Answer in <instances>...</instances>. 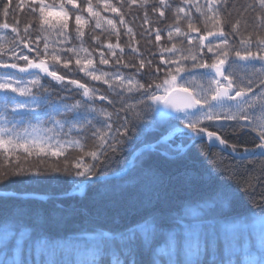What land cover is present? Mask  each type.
<instances>
[{
    "label": "snow or ice",
    "instance_id": "1",
    "mask_svg": "<svg viewBox=\"0 0 264 264\" xmlns=\"http://www.w3.org/2000/svg\"><path fill=\"white\" fill-rule=\"evenodd\" d=\"M135 5L143 8L145 14L143 24L149 25V28L145 30L146 34L151 32V22L148 19L149 8L152 14L158 15L163 20L167 18L166 11L173 7L167 3V0H153L151 3L149 0H126L125 3L115 5L108 0H97L96 4H93L92 0H81L80 3H77V0H60L59 6L49 5L46 0H16L15 3L12 0H0V15L5 20L10 13L15 16L13 9L20 13L28 12L34 20L33 24H26L22 31L19 23L11 26L7 22L0 24V28L10 29L14 34L9 47H0V70H4L3 79H0V98L3 99V107L11 121H25L29 117L43 120L46 115L43 109L49 107L53 108L59 117V119H52L49 116L54 127H58L63 132L65 124L68 125L65 135H71L75 129L87 140V134L91 133L96 150L83 151L78 160L70 165L65 164L63 169L57 166L48 170L82 177L83 182L104 183V194L111 204L123 203L127 215L138 216L135 222L126 225L123 232L119 234L130 242L136 240L137 234L143 235L147 242L158 232L164 231L166 225L175 224L176 227L167 232V245L172 250L173 256L183 251L192 259V264H198V257L210 249L214 250L218 243L223 242L226 246L229 244L234 246L239 237L248 230V225L244 222L221 224L218 232L215 220L207 219L204 213L186 206V202L179 201L173 206L171 201L176 199L178 192L177 178L165 175L158 168L146 163L151 158L149 154L157 152L168 159L178 158L183 148L169 143L171 134H163L154 143L144 144L137 153V155L145 154L139 162L133 164L129 161L128 166L117 173V176H123L128 173L129 168H134L133 179H125L123 183L113 186L101 170L114 163L117 155L125 152L127 147L141 138L139 134L133 136V133L138 131L137 124L147 118L149 113L156 112L158 107L166 110L158 112V116H169L171 120H178L195 137L203 139L206 137L208 141L213 142V146L215 142H218L222 148H231L233 153L240 151L237 144L228 143L223 138L225 131L230 129L235 133L237 129L254 130L259 142L255 144V149L245 147L242 153L258 150L259 154L264 156V125H257L252 118L255 106L250 103L258 92L264 93V35H261L264 33V0H253L251 4L241 6L245 11L250 9L256 13L254 26L256 35L248 34L246 37L240 33L238 22L231 25L230 33L220 27L221 6L223 5L226 10L228 0H204L203 4L200 0H181L180 5L175 8L177 18L175 32L172 29L167 30V37L169 41H172L174 35L178 38L182 37L181 43L183 40L187 41L190 54L182 52L177 56L180 50L176 42H172L171 47H163L159 64L154 63L155 57L145 60L144 56L140 55L138 67L134 63L130 64L123 60L125 50L120 44L105 42L101 36L107 26L110 33H115L119 39L121 36L119 26L127 23L123 9ZM193 9L196 13L206 16L207 20L213 24L214 30L200 34L201 30L192 20ZM205 9L206 12L203 11ZM104 12H110L114 17H119V26L114 18L105 17L102 14ZM181 19L187 21V33H184L179 26ZM72 20H74V29L70 26ZM90 24H94L95 29L99 30L92 37L94 47L98 46L100 49L99 64L122 65L123 68L135 69L132 75L138 77L135 81L127 80V87L116 94L124 97V100L118 110L113 112L105 111L103 106L98 108L96 101H107L109 105L116 108L115 99L67 75V73L79 71L85 77H90L92 81L108 84L109 89L113 91H115L113 80L117 82V86L125 82L126 78L119 74L120 68H116L110 77L109 70L95 66V57L86 55L82 58L80 52L72 46L75 40L83 43L86 36L85 25ZM49 29L57 31L58 50H50L47 39L40 35L41 32ZM126 32L131 33L132 29L126 28ZM189 33L197 35L192 37L188 35ZM163 34L160 30L155 32L157 45L160 44ZM229 36L232 37V42L238 39L239 44L243 46L242 51L232 49L234 60L230 59V53L225 48L230 43ZM209 37H217L218 42L209 40ZM194 41H198V51ZM104 49H107V52ZM117 49L121 55H117ZM81 51L87 52V49H81ZM131 52L137 53L138 50L133 47ZM163 53L169 55L164 56ZM73 59L75 66L70 67ZM253 61L259 64L250 63ZM237 62H247L241 65L248 70V75L244 79H237L231 71ZM57 65H62L66 72L58 74ZM145 69L147 71H144ZM198 73L210 77L209 92L203 96L196 95L185 83L179 82L186 80L188 74ZM40 74L55 81L65 95L58 96L56 101L50 96L42 98L41 91L48 93L49 89L41 84ZM73 87L76 91H73ZM125 93L128 94L126 97ZM177 94H183L184 97L179 104L174 100ZM17 96L25 99L17 100L15 99ZM78 96H82V99H77ZM128 100L134 103L129 105ZM133 108L136 110V115L132 114ZM260 111L264 112V105L260 106ZM173 112L175 115L170 116L169 114ZM194 116L195 120L192 119ZM97 117H103V129L95 128L94 120ZM155 123L157 121L153 120V124ZM76 124H79L78 128L75 127ZM15 127L16 124L13 123V130ZM147 128L148 125H145V128L140 129L139 132L142 133ZM160 145H166L167 148L159 150ZM0 149H4L6 155H14L22 151L26 154L25 158L36 155L37 157H64L67 160L63 145L59 147L51 145L32 134L26 136L18 134L14 142L11 138L0 139ZM24 171L25 169L21 167L16 174ZM223 171L226 169L222 170L221 174ZM36 172H39V168ZM194 175L191 172L182 174L186 185L190 186L188 182ZM129 184L135 186L134 192L127 190ZM228 200L227 192L218 191L210 202H199L198 207H210L212 203L225 205ZM258 207L261 215L264 216V203ZM17 226L7 218L0 224V245L4 249H8L9 241L16 238ZM110 235L111 233L97 229L94 232H80L75 237L78 242L94 237L96 239L93 241L99 244L102 243L103 237ZM23 237L24 232L21 231L20 237L16 239L17 248L12 250V256L8 257L5 251L4 256L7 258H0V264H16L17 249L24 255L20 264H29L31 251H25ZM258 252L261 257L259 260L256 253H250L245 257V264H264V234L261 235Z\"/></svg>",
    "mask_w": 264,
    "mask_h": 264
},
{
    "label": "trees",
    "instance_id": "2",
    "mask_svg": "<svg viewBox=\"0 0 264 264\" xmlns=\"http://www.w3.org/2000/svg\"><path fill=\"white\" fill-rule=\"evenodd\" d=\"M13 3L16 0H12ZM81 0H77L80 3ZM93 4L97 0H92ZM109 3H125L126 0H108ZM153 2V0H149ZM253 0H228V6L225 10L221 6V25L225 32H231V25L238 22L240 33L243 36L248 34L256 35L255 30V15L250 9L245 11L241 6L251 4ZM49 5L59 6L60 0H46ZM169 5L173 7L166 11V19H161L158 15H154L149 8L148 19L151 22V32L146 34L145 30L149 25L143 24L144 11L142 6L135 5L130 8H124V17L127 21L126 25L119 26V17H114L110 12L102 13L107 18H114L120 28L121 36L117 39L115 33H110V29L105 26V30L101 33L102 39L105 42L118 43L125 52L123 60L132 64L139 65V56L143 55L145 60L150 57H155L154 63L159 64L163 47H171L172 42H176L177 52L179 56L182 52H188L189 46L187 41L182 37L178 38L175 35L172 41L167 37V30L172 29L175 32L177 26V18L175 17V8L179 6L181 0H167ZM203 4L204 0H200ZM15 16L11 13L5 18L0 15V24L7 22L9 25L16 23L20 24L21 31L26 24H33L34 20L28 12L20 13L13 9ZM206 12V9L203 10ZM192 20L195 26L203 34L205 31L214 30L213 24L209 22L206 16L196 13L192 10ZM87 17V14L85 13ZM70 26L74 29V20L70 21ZM179 26L184 33H187V21L181 19ZM126 28H131L132 32H126ZM163 31V36L160 44L155 41V32ZM84 31L86 36L83 43L80 40L73 42V47L80 52L83 58L86 55L95 57V66L99 69L109 70L111 77L116 68H120V75L124 76L125 82L117 86L115 80L112 81L115 91L110 90L108 84L92 81L90 77H85L83 73L75 71L67 73V75L78 79L79 82L86 83V86L94 88V90L107 94L110 98L117 102L116 108L109 105L107 101H96L98 108L103 106L105 111L113 112L118 110L120 104L123 103L124 97L116 94L121 89L127 87V80H137L138 77L132 75L135 69L123 68L122 65H100L99 64V47L93 45L92 37L99 32L95 29L94 24L85 25ZM14 34L10 29L5 30L0 28V47L7 48L10 46L11 38ZM41 37L47 39L50 50H58L59 37L56 30L49 29L40 33ZM74 35V33H73ZM188 35L195 37L196 33ZM264 35V33H261ZM34 39V37H33ZM150 40V42H149ZM209 40L217 41V37H209ZM230 43L225 46L230 53V59L234 60L235 56L232 52L233 48L243 50V46L239 44V40L232 42V37L229 36ZM196 50H199L198 41H194ZM137 48V53H132L131 48ZM87 49V52L81 51ZM253 50H255L253 48ZM107 52V49H104ZM206 52V49H205ZM62 55H64L62 53ZM117 55H121L117 49ZM164 56L169 55L163 53ZM210 55V54H209ZM114 59V58H111ZM23 63V62H20ZM247 62H237L233 65L231 71L237 79H244L248 75V70L241 65ZM250 63L259 64L253 61ZM73 64L70 67H74ZM59 69L58 74L66 72L62 65L56 66ZM227 67V65H226ZM0 70V74H1ZM144 71H147L145 69ZM41 75V84L49 89L48 93L41 91V97L50 96L54 101L58 96H63L65 93L60 90V86L52 81L50 77ZM210 77L202 74H188L186 80H180V83H185L189 90L196 95H206L209 92ZM71 87V86H70ZM73 91L76 89L73 87ZM128 94L125 93L126 97ZM82 99V96L76 97ZM134 102L128 100V104ZM251 104L255 106V111L252 113V118L257 125H264V112L260 111V106L264 105V93H259L252 98ZM58 106V105H57ZM127 107V106H126ZM43 111L46 113L43 120L29 117L21 122L22 127L30 129H39L49 136L53 137L58 142L68 143L71 146L65 148L67 160L64 157H32L25 158L26 154L16 152L14 155H6L4 150H0V192L12 194H36L48 197L44 201L22 200L13 197H0V224L7 218L10 222L16 223V238L9 241L8 249H4L0 245V258L6 259L4 252L7 251L8 257L12 256V250L17 248L16 239L20 237L21 231L24 232V249L31 251V259L29 264H192V259L187 257L183 251L178 252L173 256L172 250L167 245V232L176 227L175 224H168L164 231L158 232L151 237L147 242L143 235L137 234L134 242L122 238L119 234L123 232L126 225L135 222L138 216H129L125 213L124 204H111L109 198L104 194V183H93L88 186L82 196L66 197L62 199H52L49 197L63 195L74 188L76 185L84 181L82 177L57 173L48 169L59 166L64 168L65 164L74 163L78 160L83 151L96 150L91 138V133H88L86 140L82 135L77 133L75 129L71 135H65L68 131V125L65 124L63 132L58 127H54L49 116L52 119H59L53 108L45 107ZM132 114L136 115L135 108L132 109ZM121 116L123 113L121 112ZM190 116V114H189ZM191 118V117H190ZM193 120L196 117H192ZM153 120L157 123L153 124ZM47 121V122H45ZM96 129H103V117H97L94 120ZM145 125L148 128L142 133L140 129H144ZM76 128L79 124L75 125ZM183 127L178 120L164 119L157 115V112L149 113L141 123L137 124V132L133 136L140 135L141 138L126 148V151L120 153L112 163L101 171L105 175H110L119 172L124 168L129 157L144 144L154 143L161 135L169 133L172 129ZM223 138L228 143L237 144L238 149L242 153L245 147L254 149L255 144L259 142L254 130L237 129L233 133L230 129L226 130ZM170 144L180 146L183 152L178 154L177 159H168L160 156L159 153H151L150 159L146 163L152 167L158 168L165 175L177 178L176 186L178 189L176 199L171 201L175 206L179 201L186 202V206L195 208V210L204 213L207 219H213L217 222V231L220 230L221 224H236L244 222L248 225V230L239 237L236 244L225 245L223 242L218 243L217 247L198 257V264H245V257L250 253H256L257 259L261 257L258 252L261 235L264 230L257 227L255 222L262 217L258 205L264 203V156H258L249 159H234L216 148L209 147L204 141H194L185 134H176L171 137ZM166 145H160L159 150H165ZM230 149L231 148H227ZM145 154H140L133 164ZM89 162L90 161V158ZM25 171L16 174L20 168ZM39 168V172L36 169ZM223 174H221L222 170ZM185 172L194 173V177L186 185L185 178L182 176ZM135 169L130 168L128 173L123 177L109 180L111 185L123 183V181L131 180L134 177ZM129 192L135 191V186L128 185ZM218 191L227 192L229 200L225 205L212 203L210 207H198L199 202L209 201ZM86 210V214H85ZM119 221V222H117ZM97 229L111 233L110 236L103 237L102 243L93 241L94 237H89L87 241L78 242L76 234L87 231L94 232ZM43 241V243H41ZM53 254H49V253ZM16 264L24 259L23 253H19L17 249Z\"/></svg>",
    "mask_w": 264,
    "mask_h": 264
},
{
    "label": "water",
    "instance_id": "3",
    "mask_svg": "<svg viewBox=\"0 0 264 264\" xmlns=\"http://www.w3.org/2000/svg\"><path fill=\"white\" fill-rule=\"evenodd\" d=\"M183 98H184L183 97V94H177L174 97V100H175L176 103L179 104V103L182 102ZM163 111H166V110L163 109V108H160V112H163ZM169 115L170 116H174L175 113L173 112V113H170ZM165 117H169V116H165ZM176 133H185L188 136H190L191 138H193V140H202V141H205L210 146L213 147V142L208 141V139L206 137L204 139L203 138H197V137L194 136V134L191 131H189L186 128H177V129L172 130L168 134H171V136H172L173 134H176ZM214 147H216L218 150H220L221 152H223L225 155H227V156H229L231 158H234V159H249V158H254V157H256V156L259 155V151L258 150H256V152H248V153H243V154L233 153L232 151L225 150L224 147L222 148V146H220L218 142H215ZM139 151H140V149L137 150L130 157L129 161H133L134 157L138 156L137 153ZM129 161L127 162V164L125 165V167L128 166ZM107 177H108L109 180H113V179H116V178H119V177H122V176H117V174H112V175H107ZM91 184H93V182H82L78 186H76L74 189L70 190L68 193H66L64 195L53 196L51 198L52 199H62V198H66V197H72V196L79 195V193L77 192V189L78 188H83V187L89 186ZM0 197H13V198H19V199H22V200H35V201H43L44 199H46V197H44V196H41V195H33V194H21L20 195V194L0 193Z\"/></svg>",
    "mask_w": 264,
    "mask_h": 264
},
{
    "label": "rangeland",
    "instance_id": "4",
    "mask_svg": "<svg viewBox=\"0 0 264 264\" xmlns=\"http://www.w3.org/2000/svg\"><path fill=\"white\" fill-rule=\"evenodd\" d=\"M3 72L1 71L0 79H3ZM17 100H22L25 98L22 97H15ZM159 107L157 108L156 112L158 113ZM0 139L8 140L13 139V142L15 141V137L19 134L21 136H26L28 134L35 135L36 137L42 138L44 141H47L51 145L59 147L60 145H63L64 149L71 146L68 143L58 142L53 137L49 136L48 134L44 133L43 131L39 129H30L27 127H22L21 122L19 121H11V119L7 116L5 109L3 107V99L0 98ZM13 123L16 124L15 129L13 130ZM47 146V145H46ZM4 150V149H0ZM255 225L257 227H261V229L264 230V216L260 217L256 222Z\"/></svg>",
    "mask_w": 264,
    "mask_h": 264
}]
</instances>
